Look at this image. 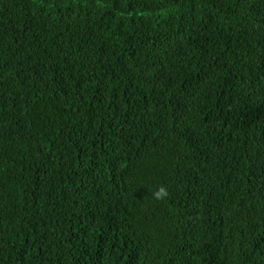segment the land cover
<instances>
[{
    "label": "trees",
    "instance_id": "trees-1",
    "mask_svg": "<svg viewBox=\"0 0 264 264\" xmlns=\"http://www.w3.org/2000/svg\"><path fill=\"white\" fill-rule=\"evenodd\" d=\"M0 264H264V0H0Z\"/></svg>",
    "mask_w": 264,
    "mask_h": 264
},
{
    "label": "clouds",
    "instance_id": "clouds-1",
    "mask_svg": "<svg viewBox=\"0 0 264 264\" xmlns=\"http://www.w3.org/2000/svg\"><path fill=\"white\" fill-rule=\"evenodd\" d=\"M169 189L167 185H160L158 190H156L153 195L157 200H165L169 197Z\"/></svg>",
    "mask_w": 264,
    "mask_h": 264
}]
</instances>
